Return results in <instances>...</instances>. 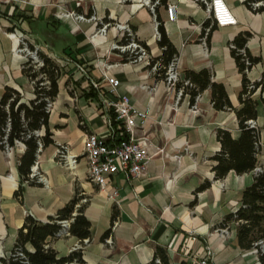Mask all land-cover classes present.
I'll return each instance as SVG.
<instances>
[{
	"label": "crops",
	"instance_id": "1",
	"mask_svg": "<svg viewBox=\"0 0 264 264\" xmlns=\"http://www.w3.org/2000/svg\"><path fill=\"white\" fill-rule=\"evenodd\" d=\"M225 2L237 24L214 26L207 37L205 30L215 24L202 0H167L177 5L174 22L166 6L158 10L178 52L176 67L181 78L188 71L209 70L214 82L224 86L233 109L218 110L211 89L191 106L189 95L179 100L175 87L159 78L150 65L125 62L114 49L123 39L116 28L122 24L147 45L152 60L163 55L157 15L142 0H0V100L6 88L19 91L23 102L35 99L34 85L23 73L27 57L21 51L22 40L62 68L49 119L54 143L42 150L34 166L44 180L38 186L24 184L22 201L16 191L22 182L18 164L25 145L18 143L10 152L0 149V254L11 252L27 216L47 222L79 193L87 199L82 205L92 226V239L83 249L86 264H149L158 247L167 251L170 264H192L208 248L215 264H261L256 249L240 247L236 223L228 225V234L220 230L225 219L242 206L244 191L264 168V85L252 97L257 102L255 122L261 144L257 168L241 175L231 171L217 179L213 158L221 151L219 129L230 131L234 139L241 134L237 111L242 108L243 77L232 54L233 42L241 33L251 34L247 50L261 58L248 72L249 80L259 82L264 76V11L254 12L246 0ZM72 11L95 16L97 21L76 24L62 17ZM106 20L111 25L101 35ZM80 67L103 90L108 88L104 75L115 77L120 94L128 95L138 109L150 110L145 127L137 131L138 137L149 140L152 159L146 174L137 178L116 174L104 190L89 180L88 135L108 139L115 129L99 92L89 80L81 79ZM45 133L43 129L41 134ZM61 146L79 156L74 170L58 162ZM207 181L210 186L198 191ZM48 243L60 257H66L80 240L69 234Z\"/></svg>",
	"mask_w": 264,
	"mask_h": 264
},
{
	"label": "trees",
	"instance_id": "2",
	"mask_svg": "<svg viewBox=\"0 0 264 264\" xmlns=\"http://www.w3.org/2000/svg\"><path fill=\"white\" fill-rule=\"evenodd\" d=\"M245 3L254 12L264 11V0H246ZM256 3H261V5L255 8L254 4ZM161 6H167V0H161L155 8L158 20V43L163 55L154 59L150 68L158 63L156 75L165 80L167 69L176 60L178 52L168 39L164 23L158 15ZM106 22L108 20L103 21V23ZM211 23V20L208 21L204 29ZM214 26H212L210 34ZM250 37V33H241L236 37L232 46V54L243 77V90L240 94L242 108L237 111L241 134L238 139H234L228 130L219 129L217 131V139L221 144V151L213 158L216 162L213 171L217 179H223L231 171L238 175L254 171L258 165L261 151L260 130L252 128L249 121H255L257 118V102L252 97L257 89L264 85V76L255 83H252L248 78V72L261 62V58L252 56L247 50V42ZM128 42L127 37H124L120 44ZM140 43L148 49L146 44ZM30 47L33 49V46L30 45ZM122 55L125 62H130L127 54ZM39 57L43 62L42 67L37 68L31 58H27L23 66V73L34 83L35 99L28 103L23 102L22 94L19 91L6 88L0 100V149L7 151L18 143L25 145V152L18 164L22 182L16 191V197L21 201L24 184L41 185L36 179H31L32 168L38 161L40 149L43 150L54 143L49 129L50 112L47 107L50 102L55 101L59 94L62 68L55 60L41 52H39ZM45 83L48 84L45 85ZM186 83L188 84L185 85ZM175 89L177 92L184 89L183 96L189 95L191 106L196 104L198 97L205 90L211 89L212 103L216 109H233L224 86L214 82L213 74L209 70L186 72L183 78L180 77ZM110 113L112 127L116 132L121 131L114 112ZM43 129H46L44 135L41 134ZM210 184L207 181L198 191L207 189ZM81 200L82 196L78 193L69 204L55 216L50 217L47 222L38 221L31 215L27 216L24 225L18 231L11 252L6 255L0 254V264H71L74 262L86 264L83 260L82 249L74 250L66 257H60L48 243L49 239L60 237L64 230L62 222L65 221L70 223L67 229L68 234L77 237L81 244L85 240L91 241L92 226L84 215V207L80 204ZM113 219H116V213ZM231 223L238 225L240 247L244 250L256 249L261 264H264V251L260 245V242L264 243V168L256 174L253 184L244 191L242 206L225 219L221 228H227ZM149 264H170L167 251L158 247L153 261Z\"/></svg>",
	"mask_w": 264,
	"mask_h": 264
},
{
	"label": "built area",
	"instance_id": "3",
	"mask_svg": "<svg viewBox=\"0 0 264 264\" xmlns=\"http://www.w3.org/2000/svg\"><path fill=\"white\" fill-rule=\"evenodd\" d=\"M129 2L131 0H124ZM161 0H142V4L148 7L152 13L155 14V8L159 5ZM215 26L225 28L235 26L237 19L226 4L225 0H202ZM256 6L261 3L254 4ZM168 18L174 22L177 19V5L167 3L166 6ZM62 17L73 20L76 24L86 21H97L95 16L87 17L76 12H64ZM110 23H103L99 34L104 35ZM116 28L123 33V38L127 37L129 41L127 44H115L114 49L120 51L122 54H127L130 62L151 65L152 57L148 49L145 48L134 36L131 28L127 25L117 24ZM211 27L205 30V36H209ZM21 51L25 53L27 58H31L37 68L43 66V62L39 57V49L33 46V50L29 49L28 41L22 40ZM244 53V51H243ZM159 64L155 63L152 66V71L157 72ZM78 72L81 74V79L89 80L87 72L84 67H80ZM107 82V90L101 88L100 83L91 81L94 89L100 94L104 109L109 114L108 119L112 126L111 111L116 116V121L120 124L121 131L116 132L106 139L97 134L91 133L88 135L85 145V158L88 163V177L89 180L104 190L108 185L110 177L124 173L129 177L137 178L146 174L147 166L152 159L149 151V140L146 137H138L137 131L143 129L150 118V110H141L132 104L131 98L128 95L120 94L118 89L120 81L115 77L104 75ZM180 73L176 67V60L170 64L166 72L165 81L170 87H175L180 79ZM34 85V83H32ZM48 83H45L47 85ZM186 83L185 85H187ZM184 89L177 92L178 99L183 97ZM53 103L48 104L47 110L51 112ZM252 128H257L255 121H249ZM8 149L7 152L11 151ZM42 149H40V153ZM161 152V151H160ZM158 152V153H160ZM157 153V154H158ZM58 162L69 170H74L79 163V156L71 154L66 146H61L58 150ZM31 179H36L38 182L44 180V176L37 170L32 168L30 175ZM117 192L112 195L116 196ZM87 199L82 198L80 204L86 203ZM79 206V205H78ZM64 227L60 237L69 235L67 229L69 222H62ZM221 234H228L227 228H222ZM110 240V239H109ZM90 243L85 240L83 244H79L75 250L84 249ZM264 251V243L260 242ZM158 263H160L158 261ZM71 264H78L76 262ZM192 264H215L213 260V252L208 248L206 254L202 257L194 259Z\"/></svg>",
	"mask_w": 264,
	"mask_h": 264
},
{
	"label": "rangeland",
	"instance_id": "4",
	"mask_svg": "<svg viewBox=\"0 0 264 264\" xmlns=\"http://www.w3.org/2000/svg\"><path fill=\"white\" fill-rule=\"evenodd\" d=\"M30 45H31V46H34V45H32L31 43L28 42L29 49H30V50H33V49L30 47ZM39 52H40V50H39Z\"/></svg>",
	"mask_w": 264,
	"mask_h": 264
}]
</instances>
